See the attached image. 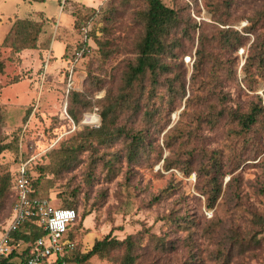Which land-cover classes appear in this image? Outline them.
<instances>
[{
  "label": "rangeland",
  "instance_id": "1",
  "mask_svg": "<svg viewBox=\"0 0 264 264\" xmlns=\"http://www.w3.org/2000/svg\"><path fill=\"white\" fill-rule=\"evenodd\" d=\"M162 1L179 16L174 37L181 44L167 60L180 78L154 93L143 78L140 106L118 119L128 132L145 134L130 158L125 136L103 146L82 135L101 124L98 100L120 92L143 33L137 15L146 0H0V229L11 176L22 162L54 205L73 194V264H117L120 252L81 260L105 235H132L137 264H264V0ZM15 18L43 22L33 47L16 51L3 43ZM223 27L242 38L221 35ZM200 33L206 58L196 62ZM76 47L85 56L72 58ZM70 92L82 96L76 120L67 112ZM253 105L262 110L243 129L238 118ZM86 138L93 147L76 148L72 166L62 167L70 147ZM215 160L214 199L205 170Z\"/></svg>",
  "mask_w": 264,
  "mask_h": 264
},
{
  "label": "trees",
  "instance_id": "2",
  "mask_svg": "<svg viewBox=\"0 0 264 264\" xmlns=\"http://www.w3.org/2000/svg\"><path fill=\"white\" fill-rule=\"evenodd\" d=\"M32 1H44V0H32ZM137 20L143 25V33L136 44V57L133 63H129L122 81V86L120 92L116 96L106 95L103 99L98 100L101 105L100 115L102 117L101 124L97 128H89L83 133L82 136H92L99 138L97 143L103 146L110 145L113 141L118 138H129L127 142V150L129 147L130 152L128 156L133 158L135 154L139 151L144 144L145 134L143 130H136L130 133L118 124V119L125 110L131 109L139 104V98L144 92L143 78L148 75L151 85H148L147 92L154 93L156 87L164 82L169 88L174 86L175 81L179 80L178 73L175 74L172 70L171 62L167 60V57L173 56L175 53V48L180 46V41L175 36V30L179 26V16L177 11L168 5H166L162 0H146V5L143 10H140L137 15ZM221 25H225L224 21H219ZM43 22L32 21L28 18H15L11 28L4 38L3 43L8 41L11 47L16 51L33 47L35 45L37 35L39 34ZM251 29V28H250ZM243 32H249V28H242ZM221 35H236L242 38L238 30H234L230 27H223L219 29ZM201 33L199 36V46L196 49L195 57L196 62H199L206 58V53L201 48ZM226 39H229L226 38ZM234 40L236 44L235 47L240 44L237 37L230 38ZM252 47V45H251ZM255 47V44H254ZM263 46L261 45V48ZM72 58L85 56V49L83 47H76L74 53H72ZM190 57V55H187ZM260 61H263L264 56L262 51L259 53ZM3 68V63L0 61V71ZM174 73V77L170 78L167 75ZM162 78V80H161ZM136 85V86H135ZM82 101V96L77 92H70L69 103L67 107L68 114L73 118L77 119L75 115V105ZM262 110V107L258 105H253L249 113L242 115L238 118V121L243 129H248L251 124H253L258 113ZM144 114L146 116H151V110L146 105ZM93 147V142L86 138L76 145L70 147V151L64 155L61 159L62 167L65 166L69 168L72 166V161L75 155V149L79 151H89ZM6 148V145L0 144V152ZM216 161V160H215ZM29 183L33 190L32 195L38 197H44L51 201L47 196L41 195L37 189V181L32 179L29 174V167L26 166ZM220 170V165L216 161L211 166V169L205 170L206 174L210 175V179L213 182V186L210 192L213 193V198L217 196L220 192V187L216 183L218 178V172ZM13 175L10 180V195H11V205L8 217L5 224L0 229V233L5 229L8 221L12 215V205L16 199V192L12 188ZM206 192H204L205 194ZM52 202V201H51ZM61 207L76 208V202L74 200L73 194L70 197L63 198ZM76 210V209H75ZM77 211V210H76ZM86 213H83L80 217V222L85 218ZM79 213L77 211L76 219L70 224L66 232L64 233V239L75 242L74 249L67 251L64 256L65 264H73L74 261H78L77 255V240H76V230L78 225ZM45 231L42 226L32 220L22 224L16 231H14L12 236V242L15 244V248L4 256L0 264H21L30 255L31 243L39 236L44 235ZM138 244L134 240L132 235L126 236L124 239L119 240L115 237L105 235L102 239L95 240L90 247V249L81 256V260H87L92 256H97L98 258H111L112 254L115 252H120L117 258V264H137V252ZM152 264V263H149Z\"/></svg>",
  "mask_w": 264,
  "mask_h": 264
},
{
  "label": "built area",
  "instance_id": "3",
  "mask_svg": "<svg viewBox=\"0 0 264 264\" xmlns=\"http://www.w3.org/2000/svg\"><path fill=\"white\" fill-rule=\"evenodd\" d=\"M189 59V56H185L186 61ZM12 188L16 192V199L11 218L0 233V262L15 248L11 234L22 224L35 220L45 233L31 243L30 255L21 264H65L64 256L74 249L75 242L64 239V233L76 219L77 211L56 206L47 198L33 196L26 163L21 162L16 167Z\"/></svg>",
  "mask_w": 264,
  "mask_h": 264
},
{
  "label": "bare ground",
  "instance_id": "4",
  "mask_svg": "<svg viewBox=\"0 0 264 264\" xmlns=\"http://www.w3.org/2000/svg\"><path fill=\"white\" fill-rule=\"evenodd\" d=\"M89 119H92L93 121H97L98 117H96V116H94V117L93 116H90Z\"/></svg>",
  "mask_w": 264,
  "mask_h": 264
}]
</instances>
